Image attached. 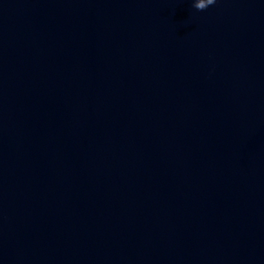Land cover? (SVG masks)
I'll return each instance as SVG.
<instances>
[{"label": "water", "instance_id": "water-1", "mask_svg": "<svg viewBox=\"0 0 264 264\" xmlns=\"http://www.w3.org/2000/svg\"><path fill=\"white\" fill-rule=\"evenodd\" d=\"M0 264H264V0H0Z\"/></svg>", "mask_w": 264, "mask_h": 264}, {"label": "clouds", "instance_id": "clouds-1", "mask_svg": "<svg viewBox=\"0 0 264 264\" xmlns=\"http://www.w3.org/2000/svg\"><path fill=\"white\" fill-rule=\"evenodd\" d=\"M216 3L217 0H199V7L203 10Z\"/></svg>", "mask_w": 264, "mask_h": 264}]
</instances>
